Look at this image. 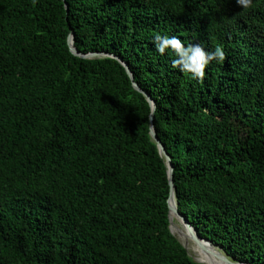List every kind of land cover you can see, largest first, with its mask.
I'll return each instance as SVG.
<instances>
[{"label":"trees","instance_id":"trees-1","mask_svg":"<svg viewBox=\"0 0 264 264\" xmlns=\"http://www.w3.org/2000/svg\"><path fill=\"white\" fill-rule=\"evenodd\" d=\"M67 5V9L65 8ZM180 214L226 257L264 264V0H0V264H197ZM156 35L223 63L178 71Z\"/></svg>","mask_w":264,"mask_h":264},{"label":"water","instance_id":"water-1","mask_svg":"<svg viewBox=\"0 0 264 264\" xmlns=\"http://www.w3.org/2000/svg\"><path fill=\"white\" fill-rule=\"evenodd\" d=\"M64 2H65V0H64ZM65 8L67 9L66 4H65ZM73 40H74L73 35L70 34L68 39H67V44H68V47H69L71 53L74 56L82 58V59L111 58V59L118 61L125 68L127 74L129 75L133 89L135 91H137L138 93L142 94L146 98V100L150 106V110H151V114H150V118H149L150 136L152 138V141L156 144V146L160 152V155L164 158V160L166 162L167 170H168L169 198L167 201V205H168V211H169L168 217H169V232H170V234L178 241V243L182 246V248L187 252V255L190 258H192V260L197 264H203V263H201V262L197 261L195 258L191 257V255L189 254V251L187 249V245L185 243H182L177 238L178 234L180 233V230L177 228L176 224L180 225L181 228L189 236H191L194 240H196L198 243H200V245L203 247V250H205V252H208V253L214 255L223 264H246V263H242V262H235L232 259L229 260L226 257V255L223 256L219 252V251H221L220 249L215 247L210 241L201 238L199 236L198 232L196 231V229L194 227H192L191 224L180 214V212L178 210L175 185L173 182V171H174V169H173L171 160H170V158H169V156L165 150V147L162 145V143L158 139V137H157V135L153 129L154 112L156 109V103L153 101V99L148 94H146L138 85H136L134 83L133 74L131 73L128 65L122 59H120L119 57L112 55V54H107V53L82 54L74 47Z\"/></svg>","mask_w":264,"mask_h":264},{"label":"clouds","instance_id":"clouds-1","mask_svg":"<svg viewBox=\"0 0 264 264\" xmlns=\"http://www.w3.org/2000/svg\"><path fill=\"white\" fill-rule=\"evenodd\" d=\"M236 3L242 9H248L253 0H236ZM153 40L159 54L170 53L172 65L178 71L190 74L193 79H203L210 64L223 63L225 60V50L219 45L209 51L200 44L185 45L175 36L156 35Z\"/></svg>","mask_w":264,"mask_h":264},{"label":"bare ground","instance_id":"bare-ground-1","mask_svg":"<svg viewBox=\"0 0 264 264\" xmlns=\"http://www.w3.org/2000/svg\"><path fill=\"white\" fill-rule=\"evenodd\" d=\"M177 228L180 230L177 238L187 245V249L190 254L194 255L195 259L203 264H223L217 257L214 255L205 252L203 247L194 240L191 236H189L180 225L176 224ZM223 254V253H222Z\"/></svg>","mask_w":264,"mask_h":264},{"label":"rangeland","instance_id":"rangeland-1","mask_svg":"<svg viewBox=\"0 0 264 264\" xmlns=\"http://www.w3.org/2000/svg\"><path fill=\"white\" fill-rule=\"evenodd\" d=\"M219 252H220L221 254L223 253L222 251H219ZM189 254H190V253H189ZM190 255H191V257L195 258L194 255H192V254H190ZM222 255L225 256L224 253H223ZM227 258H228V257H227ZM228 259H229V258H228ZM229 260H231V259H229Z\"/></svg>","mask_w":264,"mask_h":264}]
</instances>
